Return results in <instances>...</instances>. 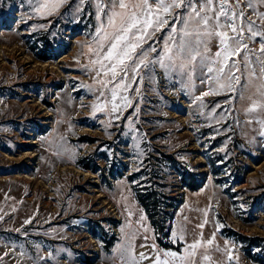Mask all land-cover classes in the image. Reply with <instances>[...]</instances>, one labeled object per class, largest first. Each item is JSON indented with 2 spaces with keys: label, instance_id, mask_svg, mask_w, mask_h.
<instances>
[{
  "label": "rangeland",
  "instance_id": "374dc122",
  "mask_svg": "<svg viewBox=\"0 0 264 264\" xmlns=\"http://www.w3.org/2000/svg\"><path fill=\"white\" fill-rule=\"evenodd\" d=\"M38 2L47 0H0V264H130L132 254L148 264L138 254L155 255L152 245L186 256L193 242L196 264H230L229 256L264 264V113L246 114L250 101L237 99L225 119L213 118L208 108H227L232 93L197 109L193 96L207 88L196 81L193 94L182 93L158 70V83L140 86L135 118L115 120L111 93L98 100L94 79L101 22L67 5L34 12ZM209 46L217 51V41ZM148 173L182 200L167 245L133 189ZM183 177L202 187L189 190ZM172 232L184 240L173 242Z\"/></svg>",
  "mask_w": 264,
  "mask_h": 264
},
{
  "label": "snow or ice",
  "instance_id": "6c2138e0",
  "mask_svg": "<svg viewBox=\"0 0 264 264\" xmlns=\"http://www.w3.org/2000/svg\"><path fill=\"white\" fill-rule=\"evenodd\" d=\"M28 2L31 4L32 0ZM62 5L72 8L77 17L95 15L101 22L102 27L96 28L97 48L93 50L96 59L92 65H99L94 79L100 85L98 100L105 97V91L111 93L108 103L115 120L135 118L140 86L158 83V70L165 79L173 81V86L178 83L182 93L193 94L196 81L205 86L207 90L193 96L192 104L197 109L206 108L204 98L219 94L220 90L232 93L226 97L227 108L218 103L208 108L206 114L213 118L225 119L237 99L250 101L244 109L246 114L264 113V0H47L38 2L33 11ZM86 6H94L96 11L88 12ZM73 22L78 23L79 19ZM212 40L217 41L214 53L209 46ZM125 92L135 93L137 99L133 101ZM246 92L250 94L246 96ZM106 106L99 110L103 112ZM124 108H131L132 112L122 116ZM193 115L197 113L194 111ZM257 122L264 127V119ZM259 135L264 138V131ZM144 219L140 216L137 223ZM31 222L26 219L23 225ZM23 235L27 236V231ZM171 239L176 242L184 240V236L172 232ZM198 246L199 242L188 245L186 256L174 251L161 253L155 245V255H138L148 264H196L192 257ZM36 247L39 249L40 245ZM127 252L130 249L121 253L122 262ZM45 259L37 255L34 261ZM228 259L231 264L232 257ZM130 264H139L135 254L130 256Z\"/></svg>",
  "mask_w": 264,
  "mask_h": 264
},
{
  "label": "trees",
  "instance_id": "16d2710c",
  "mask_svg": "<svg viewBox=\"0 0 264 264\" xmlns=\"http://www.w3.org/2000/svg\"><path fill=\"white\" fill-rule=\"evenodd\" d=\"M155 174L148 173L147 176L149 177L144 179V182L134 184L133 189L137 200L145 209L150 222L155 228L158 241L163 245H167L164 240L169 236L171 221L182 200L179 198L180 194L171 195L163 190L164 184H159L155 180L159 176V174ZM136 178L134 176L132 179ZM183 182L184 186L191 191L199 190L202 187V184L197 182L196 179L188 181L186 177H183Z\"/></svg>",
  "mask_w": 264,
  "mask_h": 264
},
{
  "label": "bare ground",
  "instance_id": "6f19581e",
  "mask_svg": "<svg viewBox=\"0 0 264 264\" xmlns=\"http://www.w3.org/2000/svg\"><path fill=\"white\" fill-rule=\"evenodd\" d=\"M28 154H30V155H32V157H34V156H36V154H33V153H28ZM77 171H79L78 169H77ZM81 171V170H80ZM82 172V171H81ZM80 172V173H81ZM84 174V173H83ZM86 174H89V173H87V172H85V175ZM88 176V175H87ZM28 177V176H27ZM100 196H103V195H100ZM105 204L110 208V209H112V211H115L116 209L113 207V205L109 202V201H107V200H105ZM145 261V260H144Z\"/></svg>",
  "mask_w": 264,
  "mask_h": 264
}]
</instances>
